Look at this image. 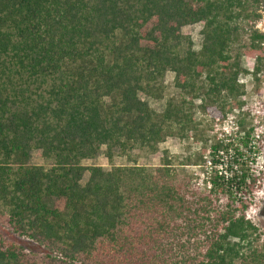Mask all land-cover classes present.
<instances>
[{"label":"trees","instance_id":"obj_1","mask_svg":"<svg viewBox=\"0 0 264 264\" xmlns=\"http://www.w3.org/2000/svg\"><path fill=\"white\" fill-rule=\"evenodd\" d=\"M260 5L0 0V214L47 250L26 252L0 234V264H264L259 228L246 214L254 174L242 167L225 179L214 170L201 192L167 150L156 166L137 163L167 138L199 136L194 99L214 125L245 103L239 75L249 71L232 50L246 36L242 53L255 57L260 81ZM198 23L196 50L182 28ZM168 71L181 97L157 112L140 93L161 98ZM238 122L236 152L253 131ZM232 144L217 140L212 154ZM34 150L44 164L31 162ZM101 152L108 169L83 163ZM116 156L130 163L115 164Z\"/></svg>","mask_w":264,"mask_h":264},{"label":"rangeland","instance_id":"obj_2","mask_svg":"<svg viewBox=\"0 0 264 264\" xmlns=\"http://www.w3.org/2000/svg\"><path fill=\"white\" fill-rule=\"evenodd\" d=\"M260 11L262 16L260 20L256 22L255 28H257L260 32H264V0H261ZM201 27L202 24L198 23L194 25L184 26L182 28V32L191 37L193 48L196 50L199 49L202 38L200 34ZM245 43H247V38L246 36H242L239 43L233 46L232 53L238 52V54H240V63L249 71L248 74L241 73L239 75V82L244 85L245 90L244 95L239 98L241 100H244L245 103L242 105V107L244 106V109L240 112V114H238V118L244 119L245 123L243 124V126L244 129H247L256 125L257 122L255 121H258L259 124H262L264 126V69L259 72L258 76L260 77V81L257 82L251 73V70L255 64V57L246 56L244 55V53H242L243 48H241V45ZM173 80V72L168 71L163 81L164 90L161 98L153 99L145 96L142 93H140V97L142 99H145L154 110H156L157 112H161L168 98L179 99L181 97V92L178 88L175 87ZM200 102V99H194L192 106L194 117L198 122H200L197 131V134L199 135L198 137H196L194 132L191 131L188 133V137L182 140L172 137L167 138L164 142L159 144V150L155 154L141 156L138 158L137 163L156 166L160 162V159L163 155V150H167L170 155L177 156L175 166L178 170V173L180 174V177L183 178L184 181H190L191 184H193V186H195L199 191L206 192L208 191V189L205 188L201 183L203 174L202 172L204 170V157L209 156V149H211V145L218 140V132L221 130V127H218V124L220 122L217 125H214L209 115L201 113L198 110L197 105ZM254 105L257 106V111L255 110ZM256 143L258 144V148L261 151V162L263 163V169L258 172H254V176L257 177V182L256 187L252 195L250 196L251 204L246 214L247 218L259 228L260 236L259 239L255 242V245L261 246L264 243V132L260 134L258 138H256ZM198 154L201 155L200 161L185 165L178 164L188 156L191 157L192 160H195L198 158ZM31 162L36 164L45 163L40 155V151L34 150L32 152ZM83 163L86 165L98 164L103 166L105 169H108L110 167L108 160L102 152L95 159L84 160ZM114 163L129 164L130 162H128L124 156H116L114 158ZM86 178L87 173L84 175V180ZM194 178L195 180H193ZM221 200H225V198L222 197ZM56 205L62 208L63 201H57ZM0 215V234L5 239L17 243L26 252L34 254H44L47 252V250L38 243L28 239L27 237L19 236L14 233L11 229H9L5 222V213L2 212Z\"/></svg>","mask_w":264,"mask_h":264},{"label":"built area","instance_id":"obj_3","mask_svg":"<svg viewBox=\"0 0 264 264\" xmlns=\"http://www.w3.org/2000/svg\"><path fill=\"white\" fill-rule=\"evenodd\" d=\"M254 108L257 111L256 105H254ZM243 109L244 106L234 108L231 112L227 113L224 119L218 124V127H221V130L218 132V141L226 143L233 142V144L232 147L229 146L227 150L220 148L214 153V155L212 154V149H209V156L204 157V170L202 172L201 183L207 189L211 187L210 181L214 174V170H216L217 175L223 176L227 179L228 177H231L233 173H240L242 167L247 169L250 174H254V172L263 169L261 151L256 143V138L264 132V126L259 124L258 121H255L257 123L253 126L248 146L243 147L240 145V147H238L239 153L234 149V146H237L239 142L237 138L243 135V129L238 122V114H240ZM249 128L244 130H248ZM213 160H216L217 163Z\"/></svg>","mask_w":264,"mask_h":264}]
</instances>
